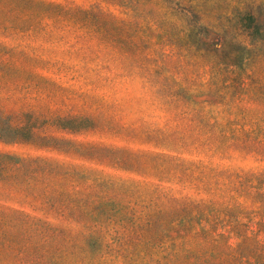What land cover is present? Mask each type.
<instances>
[{"label": "rangeland", "instance_id": "374dc122", "mask_svg": "<svg viewBox=\"0 0 264 264\" xmlns=\"http://www.w3.org/2000/svg\"><path fill=\"white\" fill-rule=\"evenodd\" d=\"M0 153L71 169V211L0 182L67 264H264V0H0ZM16 224L0 264L51 257Z\"/></svg>", "mask_w": 264, "mask_h": 264}, {"label": "trees", "instance_id": "16d2710c", "mask_svg": "<svg viewBox=\"0 0 264 264\" xmlns=\"http://www.w3.org/2000/svg\"><path fill=\"white\" fill-rule=\"evenodd\" d=\"M17 129V128H16ZM15 129V130H16ZM8 161V164L5 165V162ZM54 176H58L59 178L56 180ZM71 176V169L67 166H63L57 162H50L41 157H17L6 153H0V182L10 183L12 188H16L21 192H30V194L39 195L41 199L46 204L49 210H73V207L70 205L66 199L61 200L58 198V195L63 194V196H67V192L59 190L55 188V183L58 181H62L63 179L69 180ZM42 179V183L34 184L32 181L34 179ZM62 178V179H61ZM112 215H115L113 213ZM77 218V215L75 216ZM110 218H113L110 217ZM78 219V218H77ZM16 221L18 227H21V233L32 232L35 233L41 238L44 243H50L53 239V243L51 242L50 245L52 246L49 248V252L52 255L44 256V255H33L37 264H67L66 261H62L56 257V253L61 248H68L71 244V240L68 235L62 236L63 231L58 227L51 225L44 220L30 217L28 214L18 211L16 209L11 208H4L0 207V233H6L7 223L9 221ZM5 221V222H4ZM101 221L98 219L93 220V224L86 223V236H90L94 233V227L99 224ZM4 223L3 227L2 224ZM13 233V231H11ZM14 234H12L13 236ZM90 240V239H89ZM264 242L263 239H261ZM58 242V243H56ZM91 244L94 250L100 252V250L109 251V245L107 242H99L91 239ZM246 238L242 236L237 237V243L235 244V251H241V249L246 244ZM88 243V241H87ZM226 249H229L228 246H225ZM18 251L15 252L17 254ZM22 251H19L21 254ZM54 255V256H53ZM138 254H133V259L137 257ZM99 260V259H98ZM145 264V263H144Z\"/></svg>", "mask_w": 264, "mask_h": 264}]
</instances>
